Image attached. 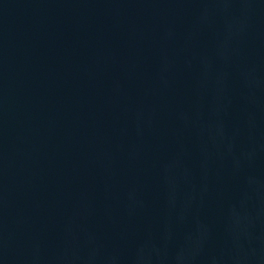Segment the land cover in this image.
<instances>
[{"label":"water","instance_id":"obj_1","mask_svg":"<svg viewBox=\"0 0 264 264\" xmlns=\"http://www.w3.org/2000/svg\"><path fill=\"white\" fill-rule=\"evenodd\" d=\"M0 264H264V0H0Z\"/></svg>","mask_w":264,"mask_h":264}]
</instances>
